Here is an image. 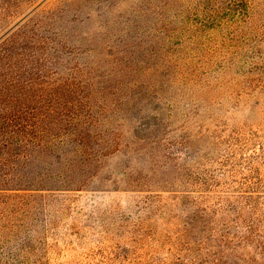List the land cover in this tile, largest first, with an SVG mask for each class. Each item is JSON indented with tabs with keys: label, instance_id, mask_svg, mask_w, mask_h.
Segmentation results:
<instances>
[{
	"label": "rangeland",
	"instance_id": "rangeland-1",
	"mask_svg": "<svg viewBox=\"0 0 264 264\" xmlns=\"http://www.w3.org/2000/svg\"><path fill=\"white\" fill-rule=\"evenodd\" d=\"M147 1L35 0L4 12L0 24V85H6L9 78L11 89L30 94L21 99L31 109L26 113L30 123L54 121L46 115L51 109L65 111L68 101L81 100L88 92L100 102V90L106 85L103 95L111 104L118 60L129 54L133 42L148 40L153 12H159L162 3L153 0L157 5L153 4L151 10ZM247 2L248 21H243L242 3L229 5L226 0V8H220L215 17V25L222 26L217 24L200 37L199 42L206 47L226 50V61L240 70L220 75L222 86L200 93L215 99L209 106L214 117H205L199 123L203 134L191 139L194 147H181L178 151L170 147L165 152L173 151L174 159L146 162L144 155H148L149 145L140 140L134 145L136 150L130 152L132 144L125 139L119 142L117 151L110 149L113 152L99 156L94 176L88 178L83 190L70 193L72 210L59 218L54 240H50L55 246L46 252L47 264H170L175 260L170 252L174 243H192L196 237L205 240L202 236L211 234L205 227L204 233L202 229L196 231L199 220L221 218L222 222L229 218L233 219L230 233L236 230L233 225L243 229L233 211L237 206L234 197L239 190L247 189L241 182L249 181L254 192L264 194V86L259 88L264 73H241L247 68L244 62L248 59L264 58V0ZM202 54L210 52L204 48ZM36 93L50 95L37 99L33 96ZM3 95L0 99L5 98ZM130 95H124L122 102L132 100ZM127 107L122 106L124 110ZM202 111L204 108L199 107ZM142 129L135 128V134L145 137ZM217 129L218 134L231 140L229 145L234 150L230 157L235 163L228 167L226 161V177L219 170L215 174L220 184L226 180V189L220 185L200 186L206 191L182 194L180 181L172 178L196 166L193 154H215L214 146L205 148L204 144L205 140H215L211 131ZM232 134L236 135L235 140ZM1 154L4 153L0 149ZM197 162L199 170L209 167L205 161ZM125 175H130L129 179H124ZM174 190L176 193L171 192ZM148 194H156L149 203L158 208L153 213H148L141 201ZM191 197L195 209L189 210L185 205ZM179 202L183 204L179 206ZM257 207L259 212L263 208L259 204ZM207 242L208 247L212 245L210 249L203 243L197 250L192 243V250L194 256L210 261L211 252L222 247L215 238ZM230 247H223L225 253L221 257L227 264L241 263L239 257L247 255L264 263V256L250 246ZM175 252L185 254L183 248Z\"/></svg>",
	"mask_w": 264,
	"mask_h": 264
},
{
	"label": "trees",
	"instance_id": "trees-1",
	"mask_svg": "<svg viewBox=\"0 0 264 264\" xmlns=\"http://www.w3.org/2000/svg\"><path fill=\"white\" fill-rule=\"evenodd\" d=\"M154 1L162 3L159 12H153L155 18L150 20L148 40L133 42L129 54L117 62V78L111 86L116 91L113 90L111 104L103 95L106 94V85L100 90V102L88 92L81 96V100L68 101L70 104L65 111L50 108L46 115L53 117L54 121L30 123L26 113L31 109L21 100L30 94L11 89L13 85L9 78L5 80L6 85H0V95L4 93L5 96L0 99V149L4 153L0 155V264H47L46 252L55 246L51 241L56 235L59 218L72 210L70 193L83 190L88 178L94 176L99 156L117 151L119 142L127 139L126 142L132 144L130 152H134V145L144 141L150 150L144 155L146 162L161 158L170 160L173 151L165 152L167 149H192L195 144L191 139L195 134H203L201 121L205 117H214L209 106L215 99H208L200 93L222 86L220 75L238 68L233 62L226 61V50L206 47L199 40L209 28L222 26V23L215 25V17L220 8H226V0ZM154 1H147L151 10L153 4L157 5ZM24 2L35 0H0V24L4 12ZM239 2L243 5V21H248L247 0H227L229 5ZM204 48L209 55L202 54ZM244 63L248 66L242 74L264 73V58L248 59ZM256 81L258 84L259 80ZM259 85V88L264 86V80ZM128 94H132V100L122 102V97ZM47 95L50 93L33 94L37 99ZM222 98L226 103V98ZM123 104L128 106L127 109L122 108ZM199 107L204 108L202 113ZM135 109L136 112H132ZM144 119L149 121L142 122ZM138 127L143 128L145 137L135 134L134 129ZM170 127L175 129L170 130ZM218 130L211 131L215 140H205L204 144L205 148L214 146L215 154L212 157L193 154L192 161L197 163L196 166L186 168L172 178L180 181L182 194L206 191L199 189L200 186L220 185L226 189V180L220 184L215 174L219 170L226 177V161L228 167L235 163L230 157L234 150L229 145L231 140L218 134ZM231 137L234 139L236 135ZM198 160L209 163V167L199 170ZM125 176L124 179H129L130 175ZM240 185L247 189L239 190L234 197L237 206L233 211L243 229L233 225L236 230L230 233L233 219L229 218L222 222L221 218L217 221L199 220L196 231L205 227L211 234L202 236L205 240L196 237L197 240L192 242L196 249L200 250L203 243L208 247L207 240L215 238L221 250H213V258L208 261L204 256L193 255L191 242L177 241L171 246L170 252L175 260L170 264H227L221 261V257L225 253L223 247L230 245V248L250 246L264 256V194L254 192L249 181ZM154 195L148 194L141 200L148 213L158 209L149 205ZM193 200L191 197L185 208L195 209ZM182 204L179 202L178 205ZM258 204L263 207L260 212ZM212 224L217 226L212 227ZM201 231L206 232L205 229ZM180 248L187 256L175 254ZM239 259L241 263L232 264H262L250 255Z\"/></svg>",
	"mask_w": 264,
	"mask_h": 264
}]
</instances>
